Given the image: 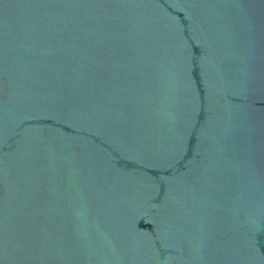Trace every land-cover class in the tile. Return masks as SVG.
Masks as SVG:
<instances>
[{
	"label": "water",
	"instance_id": "95a60500",
	"mask_svg": "<svg viewBox=\"0 0 264 264\" xmlns=\"http://www.w3.org/2000/svg\"><path fill=\"white\" fill-rule=\"evenodd\" d=\"M0 264H264V0H0Z\"/></svg>",
	"mask_w": 264,
	"mask_h": 264
}]
</instances>
